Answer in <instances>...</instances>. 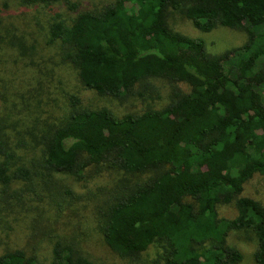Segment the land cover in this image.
I'll return each mask as SVG.
<instances>
[{
  "label": "trees",
  "instance_id": "obj_1",
  "mask_svg": "<svg viewBox=\"0 0 264 264\" xmlns=\"http://www.w3.org/2000/svg\"><path fill=\"white\" fill-rule=\"evenodd\" d=\"M173 14L202 33L222 27L243 31L245 40L211 55L201 39L170 27ZM46 39L98 96L140 97L156 92L151 82L159 79L168 99L158 109L117 116L70 95L55 121H33L39 127L29 149L10 139L25 128L18 104L9 103L0 118V198L23 206L31 199L22 196L47 191V203L58 206L71 192L58 187L57 177L79 179L90 165L147 173L96 208L95 226L113 254L135 260L152 247L150 264H239L242 255L227 237L241 232L255 242L254 264H264V208L243 196L249 180L264 176V0H113L68 20L54 15ZM224 205L233 206L234 218L217 216ZM0 264L95 263L71 239L54 236L45 262L13 249Z\"/></svg>",
  "mask_w": 264,
  "mask_h": 264
},
{
  "label": "rangeland",
  "instance_id": "obj_2",
  "mask_svg": "<svg viewBox=\"0 0 264 264\" xmlns=\"http://www.w3.org/2000/svg\"><path fill=\"white\" fill-rule=\"evenodd\" d=\"M112 1L62 0L44 7L23 6L19 0H0V118L5 116L8 104L16 102L21 128H25L21 131V137L12 132V141H24L26 149H29L31 143L34 145L30 133L39 127L34 126L33 121L38 119L45 125L55 121L53 119L60 117L62 110L67 109L70 95L76 96L83 107H104L117 116L129 112L139 113L147 107L158 109L166 103L168 85L159 79L151 82L156 92H146L140 97L133 96L119 102L98 96L80 85L72 67L60 60L58 47L46 44L47 22L54 15L68 20L78 12L92 10ZM169 24L182 35L201 39L205 51L211 55H220L240 46L245 40L243 31L222 27L202 33L190 21L176 14L170 16ZM177 87L183 92L188 91L183 83H178ZM22 100L28 105L26 111L22 109ZM20 149L21 152L26 150L24 147ZM148 176L147 173L126 174L90 165L79 179L66 176L56 178L61 190L71 192L58 200V206L47 203V191H39L42 200L40 193L22 196L19 200L31 199L30 203L23 206L15 205L14 200L2 196L0 255L6 250L21 249L40 262H45L53 237L62 236L71 239L95 264H150L154 252L152 247L135 260L121 259L113 254L102 242L93 220L97 206L104 200L143 182ZM16 186L21 187L22 184ZM243 196L256 200L264 208V176L249 180L244 185ZM216 213L223 219H232L236 215L231 205L218 206ZM227 242L241 253L239 264H254L252 252L255 242L252 239L241 232H232Z\"/></svg>",
  "mask_w": 264,
  "mask_h": 264
}]
</instances>
